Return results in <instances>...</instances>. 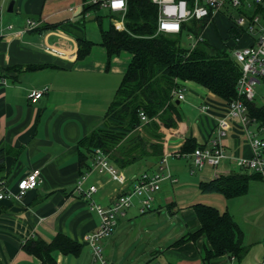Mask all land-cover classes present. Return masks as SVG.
<instances>
[{"label":"crops","instance_id":"1","mask_svg":"<svg viewBox=\"0 0 264 264\" xmlns=\"http://www.w3.org/2000/svg\"><path fill=\"white\" fill-rule=\"evenodd\" d=\"M92 3L0 0V190L9 193L0 198V264H41L23 245L30 240L49 245L58 234L78 243L80 249L77 254L51 250L54 264L93 263L87 236L98 227L99 216L73 192L82 171L88 173L83 187L95 186L92 199L104 207L131 190L137 175L147 172L166 176L152 193L150 209L141 212L140 197L132 198L113 231L99 241L107 264H204L202 251L209 244L203 234L196 240H178L200 228L194 203L213 204L230 213L228 206L219 208V193L200 192V181H209L218 174L255 173L235 163L238 157L252 155L244 126L238 119L227 117L229 128L219 138L226 156L215 168L193 169L190 152L181 151L184 141L191 138L197 147L206 145L215 135L217 119L227 113V102L193 81L177 80L184 92L183 100L174 97L175 102L179 101L178 126L168 128L151 118L152 124L142 130L152 141L162 144L161 159L165 157L166 162L149 157L119 167L109 160L123 176L122 183L106 172L81 166L78 141L103 120L131 60L127 51L108 57L102 45V31L110 25L123 29L124 14L100 5L93 7ZM215 19L229 33L231 23L227 17L219 13L213 22ZM27 20L36 25L28 29ZM205 29L206 25L203 34ZM237 35L240 40L236 45L249 43L246 34ZM204 36L209 42L206 32ZM79 41L90 43L81 58L77 57ZM226 41L231 49L233 36ZM45 45L63 51L64 57L48 53ZM43 89L37 102L28 101V91ZM250 119L253 122L249 129L264 139L260 136L264 126ZM152 128L159 134L157 139L150 134ZM33 169L40 170V183L16 196L17 183ZM263 237L264 232H259L255 239L258 242ZM244 239L241 231L242 246ZM237 259L233 254H224L211 258L208 264H236Z\"/></svg>","mask_w":264,"mask_h":264},{"label":"trees","instance_id":"2","mask_svg":"<svg viewBox=\"0 0 264 264\" xmlns=\"http://www.w3.org/2000/svg\"><path fill=\"white\" fill-rule=\"evenodd\" d=\"M98 5L91 4L93 7ZM157 16V5L151 0H126L123 29L118 30L110 25L101 33L102 45L108 57L127 51L131 54V60L103 120L78 141L79 162L87 170L91 168L95 149H100L108 160L119 167L140 158L155 157L161 162L162 144L152 141L142 130L149 127L151 118L168 128L178 126L181 116L172 95V90L180 86L177 80L193 81L227 103L237 97L235 84L240 68L231 57L230 46L226 50L214 47L204 34V40L193 48L181 44L183 33L202 31L207 19L183 23L179 33L165 34L156 32ZM234 32L230 25L226 40L229 41L235 35ZM89 47L90 43L79 41L77 57H83ZM36 68L38 66L27 67ZM244 102L249 116L264 126V107L257 105L254 100ZM140 112L145 115L146 121L141 120ZM153 129L150 134L157 139L159 134ZM197 146L195 140L189 138L184 141L181 151L191 153ZM84 172H80V175ZM254 176L261 177L258 173L247 175L246 172L218 174L209 181H200L198 187L202 193H219L225 198H233L247 192L248 182ZM192 207L200 228L185 234L178 242L196 240L203 234L209 244L202 251L204 264L224 254H233L241 259L246 248L241 245V231L230 214L201 202L194 203ZM23 248L37 256L41 264H54L51 250L77 254L80 245L58 234L49 245L30 240L25 242Z\"/></svg>","mask_w":264,"mask_h":264},{"label":"built area","instance_id":"3","mask_svg":"<svg viewBox=\"0 0 264 264\" xmlns=\"http://www.w3.org/2000/svg\"><path fill=\"white\" fill-rule=\"evenodd\" d=\"M157 5L158 16L156 32L165 34H177L180 32L183 23L192 20L201 21L207 19V23L221 13L230 21L232 28L236 31L233 35L234 46L230 49L231 57L240 68V75L237 78L235 89L237 97L227 103V113L217 119L215 135L210 137L207 144L196 147L191 153L192 168L200 169L204 166L215 168L226 156L219 138L229 128L227 117L238 119L244 126V134L250 143L252 155L250 157H238L235 159L237 166L249 169L258 173L264 180V139L259 138L248 125L253 122L247 114V107L244 101L254 99V85L256 82H264V0H151ZM100 6L107 7L112 11H119L124 14L126 0H92ZM36 23L32 20L26 21V27L33 28ZM246 34L250 41L247 44L236 45L240 38L237 34ZM188 39L191 40L190 48L204 40L203 32L193 33L188 31ZM44 50L55 56L64 57V52L56 47L44 46ZM43 90H30L26 97L29 102H37L44 94ZM172 95L180 100L184 99L182 89L174 88ZM205 106L201 109L205 110ZM142 121H146L145 115L140 112ZM166 162L165 157L161 163ZM90 170L106 172L112 179L122 183L123 176L110 164L107 155L100 149H95V156L91 163ZM88 173L79 176L73 192L86 200L88 207L99 216L98 227L87 236V242L93 251L92 264H107L102 256L99 241L108 236L115 228L118 218L124 215L125 210L132 204L133 196L140 197V211L150 209L152 193L159 189L161 180L166 177L159 173L148 174L143 172L134 177V184L131 190L119 195L110 205L104 207L94 202L92 194L96 191L95 186L84 188V182ZM168 176V175H167ZM41 181L39 169L29 171L17 183L16 196L35 188ZM9 193L0 190V198L7 197Z\"/></svg>","mask_w":264,"mask_h":264},{"label":"rangeland","instance_id":"4","mask_svg":"<svg viewBox=\"0 0 264 264\" xmlns=\"http://www.w3.org/2000/svg\"><path fill=\"white\" fill-rule=\"evenodd\" d=\"M218 22V19H215L214 22L211 20L206 24V36L207 38L209 37L210 45L216 46L221 50H226L230 46L227 41L225 42V39L228 38L227 29H221ZM181 44L190 48L191 40L188 39L187 33L182 34ZM254 92V102L264 107L263 81L255 83ZM260 136H264V129L260 133ZM216 197L219 199V208L226 209V206H228L230 211L228 213L245 235L243 245L246 248V252L242 259H237L236 264H264V237L258 242L255 239L259 232H264V180L251 179L248 192L244 195L229 200L219 194ZM136 199V196L133 197V200ZM104 254L105 252L102 251L103 257Z\"/></svg>","mask_w":264,"mask_h":264},{"label":"water","instance_id":"5","mask_svg":"<svg viewBox=\"0 0 264 264\" xmlns=\"http://www.w3.org/2000/svg\"><path fill=\"white\" fill-rule=\"evenodd\" d=\"M12 4H13V2H11V3L9 4V7H8V8H9V9H8L9 11H11ZM176 103H179V101L176 100Z\"/></svg>","mask_w":264,"mask_h":264}]
</instances>
